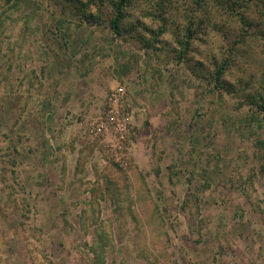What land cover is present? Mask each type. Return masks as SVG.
Wrapping results in <instances>:
<instances>
[{
	"label": "rangeland",
	"instance_id": "374dc122",
	"mask_svg": "<svg viewBox=\"0 0 264 264\" xmlns=\"http://www.w3.org/2000/svg\"><path fill=\"white\" fill-rule=\"evenodd\" d=\"M160 1L0 0V264H264V0Z\"/></svg>",
	"mask_w": 264,
	"mask_h": 264
},
{
	"label": "trees",
	"instance_id": "16d2710c",
	"mask_svg": "<svg viewBox=\"0 0 264 264\" xmlns=\"http://www.w3.org/2000/svg\"><path fill=\"white\" fill-rule=\"evenodd\" d=\"M221 1V0H219ZM259 0H227L228 7L232 8L233 10H238V16L242 22H248L247 12L250 6ZM113 5V17L110 20V27L111 29L117 34H122V23L126 16V9L130 5L131 0H111ZM263 3V0H261ZM165 6V0L160 1V7ZM88 9L84 10V16L89 18L92 16L91 13H87ZM251 22V21H250ZM189 33L191 34V28H188ZM189 43V41H187ZM225 72L224 67H218L215 72V81L216 83L221 82V77ZM262 96V95H261ZM260 108L264 109V104L257 103Z\"/></svg>",
	"mask_w": 264,
	"mask_h": 264
}]
</instances>
